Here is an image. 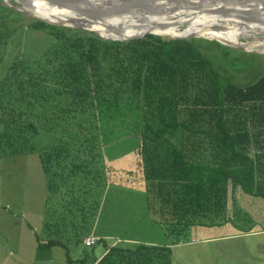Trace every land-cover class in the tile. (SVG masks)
Segmentation results:
<instances>
[{
    "label": "trees",
    "instance_id": "16d2710c",
    "mask_svg": "<svg viewBox=\"0 0 264 264\" xmlns=\"http://www.w3.org/2000/svg\"><path fill=\"white\" fill-rule=\"evenodd\" d=\"M0 8V26H6L1 40L13 32L5 17H21L22 12ZM29 21L24 45L33 53L31 60L0 87L5 155L37 153L50 188L49 176L57 167L52 160L59 158L74 159L69 173L87 166L96 178L100 169L95 162L102 159L100 107L135 105L146 203L169 241L115 243L99 256L79 252L68 264H173L171 245L183 242L191 226L230 222L229 186L264 198V69H250L261 54L200 37L147 33L114 40L77 26L36 17ZM10 24L22 28L16 19ZM5 39L0 46L6 52ZM103 169L101 164L102 175ZM104 181L103 175L102 192ZM75 182L83 187L87 179ZM74 198L77 218L88 223L79 227L75 243L89 244L99 203L89 207L85 197ZM66 206L59 207L65 211L63 220H46L49 230L39 246L67 250L72 207Z\"/></svg>",
    "mask_w": 264,
    "mask_h": 264
},
{
    "label": "rangeland",
    "instance_id": "374dc122",
    "mask_svg": "<svg viewBox=\"0 0 264 264\" xmlns=\"http://www.w3.org/2000/svg\"><path fill=\"white\" fill-rule=\"evenodd\" d=\"M6 1L0 0V4L18 6L15 9L23 15L17 17L8 14L5 17L7 28L13 32L6 33L0 40L2 42L8 38L6 52L5 46H0L4 59H0V68L2 62H7L3 82L13 77L28 59L31 60L33 54L24 43L27 38L26 24L34 16L20 9V3ZM15 19L22 28L12 29L14 26L8 25ZM5 27L0 26V30L4 31ZM220 37L233 45L255 38L264 43V34L259 33L247 35L230 32L220 34ZM250 45L246 44L245 51L261 54L254 57L258 64L250 69L258 66L264 69V46L252 48ZM104 106L100 107L97 116L102 159L95 162L100 169L96 178L91 174L92 167L89 173L86 172L87 166L82 167L84 172L76 169L69 173L68 170L74 169L71 168L74 159L59 158L58 162L52 160L57 164L52 170L55 175L49 176L52 189L37 153L5 155L7 149L0 145V201L4 203L0 208V264H68V258H77L79 252L88 258L91 254L99 256L106 246L115 243L163 244L165 239L169 243L163 227L157 223L146 203L144 180L140 175L141 149L136 134L140 122L138 108L128 102ZM101 164L103 168L107 165L108 169L107 179L103 169V192L100 189L103 176ZM82 177L87 182L79 187L75 181H81ZM75 196L85 197L89 207L99 203L91 232L87 236L95 237L94 245L83 243L77 246L75 243V240L78 241L79 227L88 224L77 218L75 211L79 202ZM237 198L240 200L238 205L233 203L229 210L230 222L216 226H191L183 242L171 245L173 264H264V208L258 207L264 199H251L242 193L237 194ZM6 202L8 208H5ZM66 202L72 207V241L67 244V250L59 245L39 246V241L49 230L42 225L43 221L63 220L61 215L65 211L59 207L66 206ZM248 203L252 206L248 207ZM88 215L91 221V209Z\"/></svg>",
    "mask_w": 264,
    "mask_h": 264
},
{
    "label": "water",
    "instance_id": "95a60500",
    "mask_svg": "<svg viewBox=\"0 0 264 264\" xmlns=\"http://www.w3.org/2000/svg\"><path fill=\"white\" fill-rule=\"evenodd\" d=\"M3 1L7 2L6 0ZM14 1L20 3L21 5L20 9H22L23 5L28 0H14ZM46 1L50 2L51 4L57 7H62L68 10L73 15V18H66L65 20H48L42 17H36L49 23L81 27L86 30L94 31L103 38L114 39V40H126L130 38H138L147 33L161 35L159 33L154 32L153 29L154 25L146 26L143 21L132 23L130 20H128V18L138 19V15H140L139 10L149 14L159 15L161 12H163L162 10L159 9L160 4H158V2H161V0H116V2L111 1L107 3L87 2L81 6L77 5L75 1L73 3H69V1L71 0H46ZM173 1L177 2L178 0H173ZM182 1L185 2V4L191 8V11L192 10L194 11L192 13V18H191L192 20L199 17L201 14H206L208 13V11H212V13L216 14L218 17H222L225 19H232L238 21L242 25L264 23L263 4L252 7L247 4L243 6H237V5L218 6V7L213 6V8L209 9L201 4L195 5L193 2H190L188 0H182ZM12 7L14 6L12 5ZM197 7H199L200 9L197 10ZM124 16H126L127 19L123 23L111 22L109 24V19L121 18ZM105 18H108V20L106 19L105 21L104 20ZM183 24H189V20L176 22L177 27ZM95 26L99 28H104L107 31H110L113 34H115V36L103 35L99 32V30ZM129 29H133L137 31L125 34V31ZM255 33L264 34V31L263 32L256 31ZM165 36L173 37V38H189V37L199 36L207 39L216 40L219 43L231 48L247 50L244 46L229 44L217 38H212L202 35L188 34V35H165Z\"/></svg>",
    "mask_w": 264,
    "mask_h": 264
},
{
    "label": "bare ground",
    "instance_id": "6f19581e",
    "mask_svg": "<svg viewBox=\"0 0 264 264\" xmlns=\"http://www.w3.org/2000/svg\"><path fill=\"white\" fill-rule=\"evenodd\" d=\"M76 2L77 5L81 6L87 2H111L116 0H71L69 3ZM193 2L195 5L201 4L205 5L206 8H213L218 6H243L245 4L249 6L264 5V0H188ZM154 4V3H153ZM160 4L159 9L162 10L159 15H153L140 11L138 19L128 18L132 23L138 21H143L146 26L154 25V32L159 33L163 36L165 35H202L212 38H217L222 41L220 34L226 33H255L256 31H264V23L261 24H249L242 25L238 21L232 19H225L218 17L212 11H208L206 14H201L199 17L192 20V11L188 5L182 0L177 2L173 0H161L158 2ZM155 6V5H154ZM173 8V9H172ZM196 9V8H195ZM200 8L198 7L197 10ZM22 10L28 11L32 16L42 17L48 20H65L66 18H73V15L66 9L62 7H57L46 0H28L24 5ZM108 18H105L106 21ZM127 19L126 16L121 18H111L109 19V24L123 23ZM184 20H189V24L184 26L182 29H177L176 22H182ZM164 26V27H163ZM99 32L106 36H115L110 31L104 28H99L95 26ZM218 28V29H217ZM216 29V30H215ZM137 30L129 29L125 31V34L135 32ZM247 43H251L250 47L254 48L258 46H264V43L260 39H252L248 42H238L240 46H246Z\"/></svg>",
    "mask_w": 264,
    "mask_h": 264
},
{
    "label": "crops",
    "instance_id": "0c3cea01",
    "mask_svg": "<svg viewBox=\"0 0 264 264\" xmlns=\"http://www.w3.org/2000/svg\"><path fill=\"white\" fill-rule=\"evenodd\" d=\"M3 79H4V77H3V75H0V87H2V85L4 84V82H6V81H8V80H6V81H4L3 82ZM10 80V79H9ZM138 128V127H137ZM140 161H142V159L140 158ZM105 164H106V161H105ZM104 168H105V171H106V179H107V173H108V169H107V165L105 166L104 165ZM140 175H141V177L143 176V170L141 169L140 170ZM231 185V184H230ZM143 188H144V183H143ZM239 193H242V194H244V195H247V196H249V197H251V199H264V198H259V197H255V196H252V195H249V194H246V193H244V192H242L240 189H237L235 186H229V191H228V210H230V207L232 206V204L234 203V204H236V205H238V203H239V199L237 198V194H239ZM246 201V200H245ZM248 201V200H247ZM252 202H253V200H251ZM254 203V202H253ZM4 203L2 202V201H0V208H2L4 205H3ZM248 205V207H251L252 205L251 204H247ZM258 207H261V208H264V202L262 201V202H260L259 204H258ZM5 208H8V202H6L5 203ZM65 208H67V206L65 207ZM45 222H46V220H44L43 221V223H42V225L43 226H46L45 225ZM66 232V234H65V237H69V238H71L70 237V235H72V233L70 232V231H65ZM68 234H70V235H68ZM68 235V236H67ZM168 239V238H167ZM68 241H70V240H68L67 239V241L66 242H68ZM160 242V241H159ZM163 244H167V240L165 239V243H163ZM180 244V243H179ZM175 245V244H174ZM173 246V245H172Z\"/></svg>",
    "mask_w": 264,
    "mask_h": 264
},
{
    "label": "built area",
    "instance_id": "2783aa9c",
    "mask_svg": "<svg viewBox=\"0 0 264 264\" xmlns=\"http://www.w3.org/2000/svg\"><path fill=\"white\" fill-rule=\"evenodd\" d=\"M96 241L95 237L94 236H89L87 237L86 239V242L89 243V244H92Z\"/></svg>",
    "mask_w": 264,
    "mask_h": 264
}]
</instances>
